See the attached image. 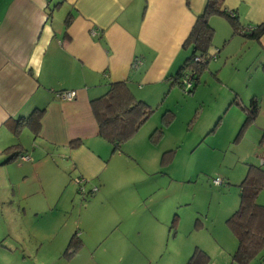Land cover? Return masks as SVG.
Returning a JSON list of instances; mask_svg holds the SVG:
<instances>
[{
	"label": "crops",
	"instance_id": "crops-1",
	"mask_svg": "<svg viewBox=\"0 0 264 264\" xmlns=\"http://www.w3.org/2000/svg\"><path fill=\"white\" fill-rule=\"evenodd\" d=\"M205 3L206 0H0V171L5 172L8 185L25 186L27 177L40 181L41 171L49 167L57 170L59 166L62 173L69 170L75 177L98 186L90 191V198L102 196L97 207L99 215L88 210L74 220L75 224L41 238L36 243L39 252L34 264L168 263L173 253L160 244L169 241L172 225L178 228L181 224L177 216L167 228V214L180 201L171 199L168 208L166 199L164 206L162 203L138 211L137 204L145 195L133 188L130 195L119 198L112 207L122 212H107L109 203H104L101 192L105 183L102 175L115 151L98 133L90 100L104 94L110 83L126 81L135 97L152 107L151 100H159L164 90L175 86L168 76L188 56L190 46L184 47V42ZM223 7L234 11L245 28L264 21V0H224ZM209 23L214 29L212 45L218 53L223 45L230 44L226 59L240 51L245 55L249 95L247 90L240 95V89L229 84L233 94L229 106L239 108L235 118L243 120L246 131L253 128L248 139L247 166L264 168L260 162L264 156V33L258 39L233 33L228 20L219 14L212 15ZM136 59L138 64H134ZM61 90H73L75 97L61 100L56 95ZM234 97L240 106L232 101ZM252 97L259 103L254 118L245 109ZM37 110L41 111L38 124L27 122L17 129V119ZM165 110L172 111L166 107L162 113ZM158 125L150 126V132ZM169 149L160 154L159 150L145 148L139 158L146 160L149 156L154 163L159 154L161 158ZM168 164H160L161 169ZM18 191L27 190L20 186ZM3 232L0 231V242L5 238L1 237ZM175 236L176 232L172 238ZM72 237L79 240V246L66 255ZM220 242L222 245L215 248L197 243L193 250H203L208 264L212 253L221 256L218 264H238L231 260L237 240L235 243L226 236ZM4 244L5 253L16 251L21 263L35 249L6 241ZM261 257L248 264H264V250ZM178 258L179 263L172 264H187L183 254Z\"/></svg>",
	"mask_w": 264,
	"mask_h": 264
},
{
	"label": "rangeland",
	"instance_id": "rangeland-1",
	"mask_svg": "<svg viewBox=\"0 0 264 264\" xmlns=\"http://www.w3.org/2000/svg\"><path fill=\"white\" fill-rule=\"evenodd\" d=\"M230 48V44L223 45L220 52L211 57L192 93L174 86L164 90L166 92L159 96V100H151L154 111L121 145V150L114 152L102 175L105 180L101 189L105 197L103 201L109 203L105 208L112 214L123 211L112 207L119 198L130 195L133 188L145 195L137 204L138 211L162 203L164 206L167 201L169 208L171 199L180 201L167 214V228L172 225L174 213L181 217V224L178 228L172 225L169 241L163 240L160 244L162 249L169 248L173 253L167 264L179 263L178 256L182 254L185 262L197 243L215 248L222 245L220 241H225L226 236L236 243L226 218L239 204L238 185L250 162L246 156L253 128L246 131L247 127H242L243 120L235 118L239 108L229 106L233 96L229 84L238 87L240 95L246 90L249 95L250 87L247 84L249 73L245 55L240 51L226 59ZM189 51L188 48L186 53ZM210 51H216L213 45ZM166 107L174 112L175 118L164 124L163 133L157 140H152L149 137L151 127L161 123V113ZM145 148H154L160 154L165 149L173 148L175 155L168 166L161 169L160 154L154 163L149 156H146V160L139 158ZM61 169L58 166L57 170L49 167L41 171L40 181L29 176L23 181L25 186L8 185L5 172L0 171V231H4L1 237H5L0 242V264H34L41 238L53 231H60L68 224H75L74 220L79 215L84 216L88 210L95 215L100 214L97 207L102 203V196L95 200L90 198V190L98 186L88 180L81 185L83 191L80 192L73 180L75 175L69 170L62 173ZM215 178L221 182L214 184ZM20 186L27 191L19 192ZM28 192L27 196H23ZM256 200L264 204L261 202L264 201V187ZM175 232L176 236L172 238ZM5 241L14 246L25 245L35 249H31L21 263L16 251L5 253ZM214 255L211 254L209 264H218L221 256L218 258Z\"/></svg>",
	"mask_w": 264,
	"mask_h": 264
},
{
	"label": "trees",
	"instance_id": "trees-1",
	"mask_svg": "<svg viewBox=\"0 0 264 264\" xmlns=\"http://www.w3.org/2000/svg\"><path fill=\"white\" fill-rule=\"evenodd\" d=\"M223 2L224 0H206L184 42V47L190 46L189 54L180 64L178 70L168 76L171 85L192 93L199 75L206 68L211 57L218 53L219 50L214 53L210 51L214 35V29L209 23V18L212 15L224 16L230 23L233 33H240L251 39H258L264 33V21L251 26L248 31H242L244 26L240 24L234 11H228L223 7ZM196 57L199 59L196 60ZM186 74H190L191 78V85L187 88L182 81ZM232 101L240 106L236 97ZM90 107L98 125V133L111 144L112 151L120 150L121 145L139 129L154 111V108L145 101L135 97L126 81L110 83L104 94L90 100ZM258 107V100L252 97L245 107L250 118L255 117ZM40 115L41 111L37 110L33 111L30 116L17 119V129L21 124L27 122L38 124ZM173 118L174 113L165 110L161 114V123L150 132V139L157 140L163 133L164 124H168ZM173 154L174 149L164 151L160 158V164H168ZM238 186L239 204L226 218V224L237 240V247L231 254V260L238 264H248L254 258H262L264 250V204L256 200L258 193L264 187V168L260 165L248 164L246 173ZM79 191H83L81 186ZM174 217L176 218L177 214H174ZM78 246L79 240L72 237L64 253L70 255ZM186 263L208 264L207 256L203 250L196 247Z\"/></svg>",
	"mask_w": 264,
	"mask_h": 264
},
{
	"label": "built area",
	"instance_id": "built-area-1",
	"mask_svg": "<svg viewBox=\"0 0 264 264\" xmlns=\"http://www.w3.org/2000/svg\"><path fill=\"white\" fill-rule=\"evenodd\" d=\"M251 29V26L249 27H243L241 30L242 31H248ZM214 57V55H213ZM196 60H198L199 58H195ZM139 60H134V64H138ZM183 84L184 86L187 88L191 85V78H190V74H186L183 79ZM57 97L61 100H72L75 97V92L73 90H61L59 92H57ZM260 162L262 164H264V156L261 157ZM74 181L79 185V190H80V186L85 182V179L83 177H75ZM221 182V180L219 178H215L213 179V183L214 184H219ZM82 188V186H81ZM96 190V188L94 187L93 189H91V191Z\"/></svg>",
	"mask_w": 264,
	"mask_h": 264
}]
</instances>
